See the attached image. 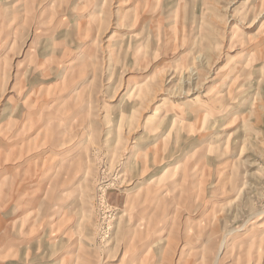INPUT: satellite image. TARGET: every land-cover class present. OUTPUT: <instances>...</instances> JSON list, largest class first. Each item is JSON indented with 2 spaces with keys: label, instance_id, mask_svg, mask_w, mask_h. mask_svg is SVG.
<instances>
[{
  "label": "rangeland",
  "instance_id": "374dc122",
  "mask_svg": "<svg viewBox=\"0 0 264 264\" xmlns=\"http://www.w3.org/2000/svg\"><path fill=\"white\" fill-rule=\"evenodd\" d=\"M0 264H264V0H0Z\"/></svg>",
  "mask_w": 264,
  "mask_h": 264
}]
</instances>
